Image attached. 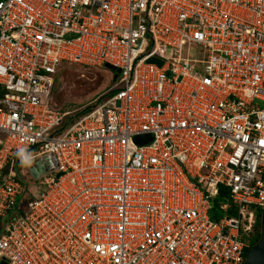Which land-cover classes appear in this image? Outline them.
Segmentation results:
<instances>
[{
  "label": "built area",
  "instance_id": "obj_1",
  "mask_svg": "<svg viewBox=\"0 0 264 264\" xmlns=\"http://www.w3.org/2000/svg\"><path fill=\"white\" fill-rule=\"evenodd\" d=\"M63 61L118 72L58 112ZM259 211L264 0H0V263L243 264Z\"/></svg>",
  "mask_w": 264,
  "mask_h": 264
},
{
  "label": "rangeland",
  "instance_id": "obj_2",
  "mask_svg": "<svg viewBox=\"0 0 264 264\" xmlns=\"http://www.w3.org/2000/svg\"><path fill=\"white\" fill-rule=\"evenodd\" d=\"M182 57L192 60L194 57H200V54L197 49H188L183 52ZM49 78L51 85L46 99L47 106L51 110L62 112L86 106L101 97L113 84L114 72L104 66L91 68L63 61L58 65L55 74ZM18 168L23 171L22 179L27 182L28 191H37L25 167ZM252 237L250 232L249 239Z\"/></svg>",
  "mask_w": 264,
  "mask_h": 264
},
{
  "label": "water",
  "instance_id": "obj_3",
  "mask_svg": "<svg viewBox=\"0 0 264 264\" xmlns=\"http://www.w3.org/2000/svg\"><path fill=\"white\" fill-rule=\"evenodd\" d=\"M104 67L111 71H114L115 74L118 72V70H114L108 65H104ZM0 264L4 263L1 262ZM243 264H264V221L259 227L258 240L246 252Z\"/></svg>",
  "mask_w": 264,
  "mask_h": 264
},
{
  "label": "trees",
  "instance_id": "obj_4",
  "mask_svg": "<svg viewBox=\"0 0 264 264\" xmlns=\"http://www.w3.org/2000/svg\"><path fill=\"white\" fill-rule=\"evenodd\" d=\"M5 172H6V170H4V173ZM218 200L219 201L221 200L220 196L216 197L214 202L216 203ZM211 214L213 215V216L211 215L213 217V220H215L217 214L214 215V212L212 213V211H211ZM211 216H210V218H211ZM256 217H257V223L255 224L254 231L252 233L253 237L251 239L248 238L249 248H251L258 240L259 227L264 221V211L257 212Z\"/></svg>",
  "mask_w": 264,
  "mask_h": 264
},
{
  "label": "clouds",
  "instance_id": "obj_5",
  "mask_svg": "<svg viewBox=\"0 0 264 264\" xmlns=\"http://www.w3.org/2000/svg\"><path fill=\"white\" fill-rule=\"evenodd\" d=\"M17 157L21 163L22 166L28 167L31 163L30 157L26 152H23L21 150L17 151Z\"/></svg>",
  "mask_w": 264,
  "mask_h": 264
}]
</instances>
